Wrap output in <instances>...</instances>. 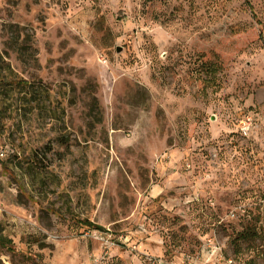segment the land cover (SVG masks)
Listing matches in <instances>:
<instances>
[{"label": "rangeland", "instance_id": "1", "mask_svg": "<svg viewBox=\"0 0 264 264\" xmlns=\"http://www.w3.org/2000/svg\"><path fill=\"white\" fill-rule=\"evenodd\" d=\"M198 255L264 264V0H0V264Z\"/></svg>", "mask_w": 264, "mask_h": 264}, {"label": "built area", "instance_id": "2", "mask_svg": "<svg viewBox=\"0 0 264 264\" xmlns=\"http://www.w3.org/2000/svg\"><path fill=\"white\" fill-rule=\"evenodd\" d=\"M250 122V117H247L246 125L249 126ZM201 252H207L206 254H201L202 256L206 255V259L208 258V256H213V258H215L221 254V247L217 243H214L211 238H207V240H205V242L203 243V249L201 250ZM196 259H199V255L195 257L187 256L179 264H197L198 260L196 261ZM149 262L151 264H174L173 262L165 259L164 257H155L152 259L150 258ZM232 262L233 260L231 258L227 259L228 264H231Z\"/></svg>", "mask_w": 264, "mask_h": 264}, {"label": "trees", "instance_id": "3", "mask_svg": "<svg viewBox=\"0 0 264 264\" xmlns=\"http://www.w3.org/2000/svg\"><path fill=\"white\" fill-rule=\"evenodd\" d=\"M88 225L90 224V223H87ZM96 228H101V227H96Z\"/></svg>", "mask_w": 264, "mask_h": 264}]
</instances>
